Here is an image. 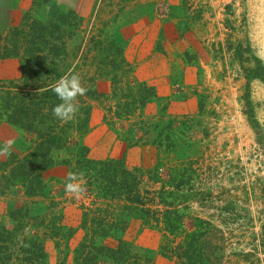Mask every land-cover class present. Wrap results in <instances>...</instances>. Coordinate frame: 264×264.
I'll use <instances>...</instances> for the list:
<instances>
[{
  "label": "rangeland",
  "instance_id": "1",
  "mask_svg": "<svg viewBox=\"0 0 264 264\" xmlns=\"http://www.w3.org/2000/svg\"><path fill=\"white\" fill-rule=\"evenodd\" d=\"M61 18L76 26L66 75H79L87 91L72 119H55L67 127L58 147L45 149L37 131L6 119L4 92L22 86L21 68L18 59L0 60V145L14 141L0 153V229L9 231L0 264H81V244L113 247L117 239L150 264H175L169 251L182 235L156 223L170 207L186 231L196 218L209 224L214 264H264V83L252 80L246 101L244 80L253 56L264 66V0H0V36L26 20ZM110 37L125 61L121 86L139 82L155 92L129 116L116 108L127 88L115 92L111 75L98 71ZM30 155L38 165L23 182ZM107 161L120 181L133 177L141 206L97 193ZM73 174L78 195L65 190ZM128 206L149 210L150 223ZM109 225L117 230L98 237Z\"/></svg>",
  "mask_w": 264,
  "mask_h": 264
},
{
  "label": "trees",
  "instance_id": "2",
  "mask_svg": "<svg viewBox=\"0 0 264 264\" xmlns=\"http://www.w3.org/2000/svg\"><path fill=\"white\" fill-rule=\"evenodd\" d=\"M70 20L72 21V18ZM75 27L63 18L52 24L37 21L28 24L26 20L11 28L5 35L0 36V60L18 59L22 78L21 87L17 85L4 92L5 99H8L10 103L6 119L11 124L25 130L37 131L39 143L48 150L58 147L59 136L62 139H65L66 136L65 128L67 127L65 125L59 127L60 124H57L59 120L56 121L52 112L53 107L60 103L53 88L71 68L67 41L72 38ZM106 45L109 47L102 53L103 62L99 63L103 70L99 68L98 71H104L106 76L111 75L110 84L115 92L116 90L124 91V88H127V94H120L116 97L118 100L116 108L118 113H122L117 114L118 116H129L132 110L142 108L151 101L155 97V92L152 87L139 82L125 84V87H122L123 78L119 75V71L122 70L121 65L125 63L122 50L111 37L107 39ZM248 51H250L249 48ZM244 52V50L238 51L240 57ZM253 59L254 67L245 70L244 74L246 101L249 100L251 81L256 79L264 83V66L256 57L253 56ZM101 74L103 75V73ZM121 101H123L122 104H119ZM84 114L88 118L89 110ZM47 121L49 127H46ZM35 122L46 128H34L33 123ZM78 128L80 129V127ZM30 158L32 159L30 160ZM23 162L26 163V167L22 166L24 171H21V176L18 177L24 182L33 175V169L38 165V157L30 155L28 158H24ZM115 168L116 163L114 162L107 161L99 164V177L95 180L97 193L108 200H118L122 195H128L130 197L127 200L128 203L141 206L138 194L133 192L135 191L133 177L120 181ZM89 172L90 170L87 172V177H90ZM98 173L94 172L93 176ZM29 192L34 193L35 191L30 189ZM127 209L134 219L143 221L145 225L150 223L148 220L149 210L137 209L135 206H128ZM160 217L161 221L156 218V223H162L161 229L164 233L173 237L182 235L181 241L169 251L175 264H214L213 261L216 257L213 255V250L216 249V246L208 236L209 224L196 218L193 220V230L186 231L182 224L183 215L173 207L161 212ZM110 228L117 230L116 226L109 225L103 228L97 236L106 237L110 233V231L108 232ZM8 233L9 231L0 229V253L3 256L7 253V247H3L2 244L8 239ZM83 252H87L84 258H82ZM26 259L28 260V258ZM80 259L81 264H150V260L146 256L140 255L135 247L122 239H117L116 245L113 247L97 246L94 242L85 245L83 243L81 250L76 255L77 263H80Z\"/></svg>",
  "mask_w": 264,
  "mask_h": 264
},
{
  "label": "clouds",
  "instance_id": "3",
  "mask_svg": "<svg viewBox=\"0 0 264 264\" xmlns=\"http://www.w3.org/2000/svg\"><path fill=\"white\" fill-rule=\"evenodd\" d=\"M53 91L60 100V103L52 109L53 115L60 120H70L78 110L76 98L84 95L87 89L82 85L79 75L71 74L61 77ZM13 143L14 141L8 140L0 145V153H10ZM75 180L76 176L70 175V182L66 183L65 190L68 193L78 195L83 189L79 183L74 182Z\"/></svg>",
  "mask_w": 264,
  "mask_h": 264
}]
</instances>
